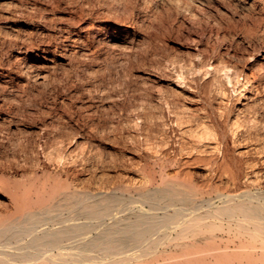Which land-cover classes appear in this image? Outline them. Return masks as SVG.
<instances>
[{
  "label": "bare ground",
  "instance_id": "bare-ground-1",
  "mask_svg": "<svg viewBox=\"0 0 264 264\" xmlns=\"http://www.w3.org/2000/svg\"><path fill=\"white\" fill-rule=\"evenodd\" d=\"M58 2L0 0V264H264V0Z\"/></svg>",
  "mask_w": 264,
  "mask_h": 264
},
{
  "label": "rangeland",
  "instance_id": "rangeland-1",
  "mask_svg": "<svg viewBox=\"0 0 264 264\" xmlns=\"http://www.w3.org/2000/svg\"><path fill=\"white\" fill-rule=\"evenodd\" d=\"M59 2L57 3V4H55L56 5V7H55V9H54V13L56 14V15H59V16H61L62 17V19L63 20H66V18H69L68 16H69V12H68V9H69V0H58ZM61 2V3H60ZM220 2V3H219ZM211 3V4H210ZM210 3H206L204 6L205 7H207V8H204V11L203 12H199L198 13V16H201L200 18H202V22H208V19H209V16L210 17H212V18H214V17H216L217 15V18H219L220 16L219 15H221V14H223V12L226 10L227 12H230L227 8L229 7V6H227V4H224L223 3V0H211V2ZM213 4V5H212ZM243 3L241 2V5H242ZM212 5V6H211ZM214 5H215V7H214ZM218 5V6H217ZM220 5V6H219ZM223 6V7H222ZM213 7V8H212ZM219 7V8H218ZM217 8H218V10H217ZM242 9V11H243V9H244V7H243V5L242 6H239V8L238 9ZM206 9V10H205ZM220 9V10H219ZM241 9L239 10V12L241 11ZM213 10V11H212ZM206 11V12H205ZM211 11V12H210ZM219 11H221V12H219ZM67 12V13H66ZM214 12H216L215 14H213ZM202 13H204V14H202ZM208 13V14H207ZM219 13V14H218ZM240 13H242V12H240ZM207 14V15H206ZM210 14V15H209ZM212 14H213V16H212ZM217 14V15H216ZM230 14L232 15V21L233 22H242L243 20H241L242 18H240V17H238V15L237 14H233V13H231L230 12ZM38 15H40V14H33V19L34 20H29L30 18H31V16H30V18L28 17L29 15H27V13L25 14L24 13V15H23V13H21V15H18L17 16V18H18V21L17 22H24L25 21V19L27 18H29L28 20V22H37V21H39L38 19H39V17H38ZM50 15H52V14H50ZM216 15V16H215ZM204 16H206V17H204ZM23 17V18H22ZM50 17H52V16H50ZM49 17V19H51ZM231 17V16H230ZM58 18V17H57ZM236 20V21H235ZM57 22H58V20H57ZM240 31V28H236V29H233L232 30V32H231V38H234V39H238V40H240V37L242 36V33H240L239 32ZM234 33V34H233ZM235 35L237 36V38L235 37ZM242 45V46H241ZM240 48H242V47H247L246 46V44H240Z\"/></svg>",
  "mask_w": 264,
  "mask_h": 264
}]
</instances>
